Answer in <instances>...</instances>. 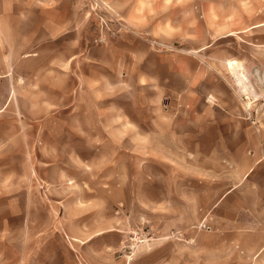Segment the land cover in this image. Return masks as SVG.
Here are the masks:
<instances>
[{"label":"crops","instance_id":"1","mask_svg":"<svg viewBox=\"0 0 264 264\" xmlns=\"http://www.w3.org/2000/svg\"><path fill=\"white\" fill-rule=\"evenodd\" d=\"M0 7V109L26 116L0 137V264H264V128L201 55L152 48L171 2Z\"/></svg>","mask_w":264,"mask_h":264},{"label":"rangeland","instance_id":"2","mask_svg":"<svg viewBox=\"0 0 264 264\" xmlns=\"http://www.w3.org/2000/svg\"><path fill=\"white\" fill-rule=\"evenodd\" d=\"M164 1L175 6V13L172 15V22L171 15H168L166 28L158 26L149 31V37L157 43L152 48L201 55V60L208 69L227 79L235 87L240 109L245 112L249 107L258 126L264 128V0ZM216 4L223 12H215ZM98 21L102 22V19L98 17ZM182 26L189 29H182ZM1 39L0 34V41ZM2 50L0 42V53ZM15 53L18 54L17 47ZM236 63L243 66L248 76L249 94L242 92L240 84L236 82L237 78L232 70V64ZM39 64L31 61L23 65L16 63L20 71L37 69ZM6 68V63L0 62V70ZM22 81V77L16 76V82ZM9 87L6 78L0 79V105L6 102ZM11 96L12 101L16 102L15 106L19 107L14 110L0 109V137H8L10 132L20 130L18 126L13 127V121L21 125V121L26 117L23 110L25 105L23 95ZM249 99L250 103L245 108ZM39 112L32 111L30 118ZM112 198H118V191L112 193ZM110 212L113 215L117 214L118 207L115 206L114 209L112 207ZM115 224L117 222H112L111 227L114 228Z\"/></svg>","mask_w":264,"mask_h":264},{"label":"bare ground","instance_id":"3","mask_svg":"<svg viewBox=\"0 0 264 264\" xmlns=\"http://www.w3.org/2000/svg\"><path fill=\"white\" fill-rule=\"evenodd\" d=\"M232 70H233V73L235 74L237 80L236 82H238L240 84V87H241V90L242 92H245V94H249V86H248V76L245 74L244 72V68L241 64H232ZM248 103H250V99L249 101L246 102V105L245 107L248 106Z\"/></svg>","mask_w":264,"mask_h":264}]
</instances>
